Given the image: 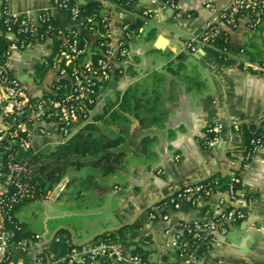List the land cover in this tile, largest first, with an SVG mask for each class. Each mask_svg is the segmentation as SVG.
Instances as JSON below:
<instances>
[{"label":"crops","instance_id":"crops-1","mask_svg":"<svg viewBox=\"0 0 264 264\" xmlns=\"http://www.w3.org/2000/svg\"><path fill=\"white\" fill-rule=\"evenodd\" d=\"M72 1L83 3L86 0ZM228 2L136 0L133 8L112 2L100 10L109 15L110 37L116 43L121 42L110 56L112 76L102 84L98 104L86 124H97L96 115L101 113L108 99L116 97L118 107L127 110L124 113L129 117L134 116L130 129L123 131L128 132L127 138L133 143L126 144L124 134L110 135L119 138L112 148L122 150L123 158L116 170L107 175H102L99 168L91 164L92 155L83 160L80 159L83 156L76 157L75 161L87 163L82 166L85 179L79 180L82 188L75 196L89 194L91 200H96L101 192L104 203L110 196L115 197L114 217L120 227L127 226L118 241L137 248L150 262L264 264V150H258L243 164L242 137L236 127L241 122L260 121L264 127V11L258 23H252L248 14H242L236 25L228 28L229 47L224 58L214 44L196 51L186 46V41L201 32L206 22L216 18L217 10ZM4 3L8 12H23L33 17L48 8L59 29L83 28L82 20L71 19L66 12L55 8L52 0H0V10ZM139 7L143 9L141 13L136 10ZM145 10H150L151 14L143 24L137 29L128 28L136 17H145ZM57 38L51 36L12 55L14 69L29 93L44 91L56 78L46 60ZM107 94L109 97H105ZM209 124L218 128L210 145L204 143ZM62 143H53L35 132L31 136V147L24 153L32 161V154L39 153L43 147L52 145L49 152ZM217 171L227 176L237 171L240 183L231 204L241 209L245 217L229 222L227 232L212 243H199L190 254L179 257L174 249L165 247V230L175 231V223L179 221L204 219L206 206L218 211L216 196L200 205L182 201L178 208L169 210L168 220L158 215L150 218L149 213L154 205L180 187L199 182ZM107 177L111 178L112 185ZM50 189L42 198H57L64 190ZM129 196L136 198L134 203L127 202ZM26 203L15 209L14 217L36 236V244L25 254L13 248L12 264H25L42 246L52 255H62L71 244L93 241L105 232L76 242L72 234L57 236L63 229L60 227L45 239L44 233L32 230L27 222L18 218ZM144 239L148 243L142 246Z\"/></svg>","mask_w":264,"mask_h":264},{"label":"built area","instance_id":"built-area-1","mask_svg":"<svg viewBox=\"0 0 264 264\" xmlns=\"http://www.w3.org/2000/svg\"><path fill=\"white\" fill-rule=\"evenodd\" d=\"M100 1L102 7L113 4L111 0ZM52 2L71 19L82 20L83 28L59 29L51 22L53 18L48 8L41 9L36 17L8 12L6 3L0 10V37L7 40L6 47L0 50V264H12L13 248L25 254L32 244H36V236L13 240L8 225L14 217L15 206L34 197V188L29 181L34 163L24 153L31 147L32 134L36 132L53 143H62L90 120L92 109L98 104L100 88L112 76L110 56L121 42L116 43L110 37L107 12L101 13L103 17L98 20L96 14L82 15L75 1ZM263 11L264 0H229L225 7L217 10L216 18L208 20L201 32L186 41V46L196 51L204 45L214 44L221 34L227 40L228 28L236 25L240 15L248 14L255 24L261 21ZM150 14V10H145L146 19ZM51 36L58 38L53 42L46 63L57 76L44 91L29 93L14 69L12 55ZM220 50L226 52L228 48L223 46ZM94 55H97L95 59ZM62 60L71 64L62 65ZM236 127L239 129L238 125ZM217 130L215 125L206 126L205 144L214 142ZM250 143V148L243 154V164L258 150H264V135L251 138ZM228 177L229 183L224 190L216 188V181L207 185L191 182L154 205L149 217L158 215L168 220L169 210L178 208L182 201L200 205L216 196L218 211H211L206 206L204 219L179 221L175 223V231L165 230L167 249H174L179 257L188 255L197 244L208 245L217 236L225 234L229 222L245 217L241 209L231 204L236 199L240 177L237 171H231ZM142 243L144 246L148 241L144 239ZM25 264L161 263L147 261L137 248L120 243L116 237H101L80 245L71 244L62 255H52L42 246Z\"/></svg>","mask_w":264,"mask_h":264},{"label":"trees","instance_id":"trees-1","mask_svg":"<svg viewBox=\"0 0 264 264\" xmlns=\"http://www.w3.org/2000/svg\"><path fill=\"white\" fill-rule=\"evenodd\" d=\"M113 3L127 8H133L136 0H111ZM170 3H176L177 0H164ZM80 7V12L82 15L96 14L98 20H101L103 15L100 10L102 4L100 0H86L83 3H78ZM136 10L141 13L143 9L141 7L136 8ZM101 14V15H100ZM109 16V15H108ZM145 17H136L132 20L128 28L137 29L144 22ZM53 24L55 22L51 21ZM101 23V22H99ZM44 27V24L41 28ZM7 40L5 37H0V50L6 47ZM95 44V42L93 43ZM214 45L218 48L219 55L225 57V52L220 49L225 46L229 47V41L224 40L223 34L217 36L214 41ZM97 55H94V59ZM62 65H70L71 63L65 60L61 61ZM115 113H111L114 115ZM97 117L100 114L96 115ZM261 122H241L238 124L239 132L242 137V153H246L251 146L250 139L259 135H264V127H262ZM119 141L118 137H113L101 130V127L95 122H90L86 124L83 128L78 130L72 138L68 141L60 144L57 148L50 150L47 153H36L32 154V161L34 163L33 176L30 178V183L34 188V197L27 199L23 202L29 201L35 198L44 197L47 191L52 187V184L61 178V174L66 170L67 167H75V158L79 156L92 155L94 158L91 160V164L99 168L102 175H107L116 170L120 165L123 158L122 150H114L112 147L115 146ZM216 181L218 189L224 190L227 188L229 183V177L227 175H222L221 172L217 171L209 177L202 179L197 183L207 185L210 182ZM22 202V203H23ZM20 203V204H22ZM19 204V205H20ZM15 206V209L19 206ZM13 232V240H19L23 238L34 237L33 233L26 228L25 223L19 222L12 218V222L8 224ZM127 226H122L118 229L105 231L96 238L110 237L114 238L116 236H122L123 230ZM95 238V239H96Z\"/></svg>","mask_w":264,"mask_h":264},{"label":"rangeland","instance_id":"rangeland-1","mask_svg":"<svg viewBox=\"0 0 264 264\" xmlns=\"http://www.w3.org/2000/svg\"><path fill=\"white\" fill-rule=\"evenodd\" d=\"M105 97H109V95L107 94ZM116 103V97L108 99L96 122L109 135L124 134L125 143L132 145L133 142L130 137L127 138L128 132L123 131L126 128L130 129L131 118L134 116L129 117L124 113H127V110L120 109ZM111 110L115 112V116L111 115ZM51 146L43 147L39 153H46ZM88 157L83 156L80 159L83 160ZM84 164L81 163L78 168L67 167L61 174V178L53 183L50 191L64 189L59 197L52 198L49 196L27 201L23 207V212L18 213V218L27 222L32 230L44 233L45 239L50 238L58 228L63 227L57 236L64 237L72 234L76 242L88 240L96 233L120 227L121 225L114 217L117 207L115 197L110 196L104 203V193L101 192L100 198L96 200H91L89 194L75 196L77 191L82 188V183L79 180L85 179L86 176L82 167ZM79 170L81 171L76 172ZM107 179L109 185H112L111 178L107 177ZM135 200L136 198L129 196L127 202L134 203ZM116 239L118 240L119 236H116Z\"/></svg>","mask_w":264,"mask_h":264},{"label":"water","instance_id":"water-1","mask_svg":"<svg viewBox=\"0 0 264 264\" xmlns=\"http://www.w3.org/2000/svg\"><path fill=\"white\" fill-rule=\"evenodd\" d=\"M76 162V164H75V168H78V166L81 164V163H87V162H85V161H80V160H76L75 161Z\"/></svg>","mask_w":264,"mask_h":264}]
</instances>
